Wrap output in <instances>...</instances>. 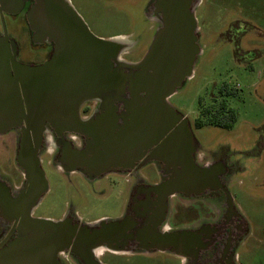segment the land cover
<instances>
[{
    "label": "water",
    "instance_id": "water-1",
    "mask_svg": "<svg viewBox=\"0 0 264 264\" xmlns=\"http://www.w3.org/2000/svg\"><path fill=\"white\" fill-rule=\"evenodd\" d=\"M199 1L148 0L144 17L156 23L155 32L145 54L138 61H127L121 59V53L137 45L139 38L98 37L70 0H34L26 11L32 40L52 43V52L42 63H22L15 59L16 42L10 46L0 36V133L20 128L26 139L29 131L38 141L49 124L58 135H87L85 146L68 147L55 166L62 171L77 170L88 179L115 171L110 165L118 162L125 150L133 158L135 152L177 130L179 120V131L189 137L188 119L168 97L192 75L201 51L195 16ZM88 100L99 101L113 111L125 104L131 112L128 124L118 132L113 121L93 127L78 115L80 105ZM180 142L171 138L163 148L175 150ZM38 164L35 160L26 165L31 172L27 182L45 193L48 182ZM190 177L176 171L152 189L165 197L187 194ZM33 198L37 204L41 196ZM78 220L74 213L57 220L30 217L4 245L0 243V264H60L59 253L67 251L75 261L100 264L95 248L123 252L128 250L127 241L146 240L157 249L182 255L178 240L187 235L185 229L157 232V223H141L130 214L90 224Z\"/></svg>",
    "mask_w": 264,
    "mask_h": 264
},
{
    "label": "rangeland",
    "instance_id": "rangeland-1",
    "mask_svg": "<svg viewBox=\"0 0 264 264\" xmlns=\"http://www.w3.org/2000/svg\"><path fill=\"white\" fill-rule=\"evenodd\" d=\"M89 30L101 38H139L137 45L121 53V59L138 61L147 51L156 23L146 20L148 0H70ZM147 5V7H146ZM146 8V9H145ZM201 51L192 75L168 97V102L191 125L200 150L206 156L221 152L229 163L247 169L233 174L227 182L236 206L245 217L249 231L237 248L238 264H264V0H200L195 9ZM28 40L25 27L20 36ZM43 51L26 50L23 61L38 62ZM25 62V63H26ZM27 64V63H26ZM226 85L232 92L222 94ZM220 96L236 120L229 128L211 124L194 125L200 109L213 104ZM12 131L0 133V167L17 177L12 162ZM78 146L79 141L76 139ZM41 163L48 188L34 208V216L60 219L69 211L81 223L115 219L123 215L128 191L133 181L130 173L108 172L90 180L79 171H62L55 166V152ZM149 183L159 177L150 164L139 170ZM241 178L239 180L238 178ZM167 224L172 228L191 224L206 215L214 203L186 201L173 196ZM102 249H100L101 251ZM104 264H177L179 258L164 251L118 254L105 252ZM65 264H78L70 258Z\"/></svg>",
    "mask_w": 264,
    "mask_h": 264
},
{
    "label": "flooded vegetation",
    "instance_id": "flooded-vegetation-1",
    "mask_svg": "<svg viewBox=\"0 0 264 264\" xmlns=\"http://www.w3.org/2000/svg\"><path fill=\"white\" fill-rule=\"evenodd\" d=\"M33 2L34 0H0V36L5 37L10 46H12L13 41L16 42L15 59L25 63L26 61L22 60L25 49L44 52V57L40 61L26 62L27 64L42 63L49 58L52 52V43H35L32 40L31 31L26 20V11ZM25 27L28 40L24 45L20 36ZM153 29L155 30V27ZM10 72L14 74L12 68H10ZM130 114L131 112L125 104L117 105L113 111L110 106H105L96 100L85 101L78 109L79 117L90 122L93 127L97 128V125L101 126L113 121L117 132L128 124ZM180 126L179 120L176 124L177 130L169 131L150 148L135 152L133 158H130L128 156L129 152L125 150L124 154L118 156V162L110 165V168L115 169L113 172L130 173L133 177L123 214L133 215L141 223H152L153 225L157 223V232H171L176 229L187 230V235L180 237L178 240V250L182 255L157 249L150 245L152 243L150 240L140 243L138 241H127L126 248L128 250L123 252L108 249L100 251V249L95 248L93 251L100 264H104L101 256L107 251L118 254L166 251L179 258L177 264H238L237 248L248 234L249 227L245 217L234 202L227 182L234 173L244 172L247 167L244 168L239 164L229 163L226 156L221 152L205 157L193 132L189 137H186L179 131ZM46 128L41 133L38 141L29 131L26 139L20 128L8 130L14 134L12 162L17 166L19 174L17 175L18 178L13 177L0 167L1 245H4L16 233L21 223L26 222L30 217H35L33 211L37 204H35L33 197L37 194L42 197L44 194L41 192L40 186H31L27 182L26 176L29 173V168L26 165L39 160L38 165L42 168L41 163L44 156L51 155L48 153L50 147L53 148L57 160L68 147H83L88 141L87 135L84 134L64 132L58 135L49 124H46ZM175 137L177 143L181 139L180 146L175 150L172 149V151L168 148L164 149L163 146ZM76 139L79 141L78 146L75 144ZM19 164H22L25 169ZM150 164L155 165L159 173V177L153 183H149L139 172L141 168ZM176 171L186 172L191 176L189 178L190 188H188L187 194L174 193L165 197L152 189V185L159 184L175 175ZM105 174H99L97 177L90 178V180L99 179ZM173 196L186 201L198 199L205 204L212 202L214 203L215 212H212L207 206L206 215H201L191 224L172 228L167 224V220L171 208L170 198ZM72 214L71 211L67 213V215ZM161 217H163V221L158 224ZM196 249H198L197 252ZM69 254V251L59 253L60 264H65L70 260ZM76 262L86 264L83 260Z\"/></svg>",
    "mask_w": 264,
    "mask_h": 264
},
{
    "label": "trees",
    "instance_id": "trees-1",
    "mask_svg": "<svg viewBox=\"0 0 264 264\" xmlns=\"http://www.w3.org/2000/svg\"><path fill=\"white\" fill-rule=\"evenodd\" d=\"M221 92V95H226L232 91L226 85H223ZM235 120L234 111L227 106L226 101L220 96L213 104L200 109L199 116L194 120V125L200 127L204 124H211L221 128H229Z\"/></svg>",
    "mask_w": 264,
    "mask_h": 264
},
{
    "label": "crops",
    "instance_id": "crops-1",
    "mask_svg": "<svg viewBox=\"0 0 264 264\" xmlns=\"http://www.w3.org/2000/svg\"><path fill=\"white\" fill-rule=\"evenodd\" d=\"M238 179L242 181V179L240 177Z\"/></svg>",
    "mask_w": 264,
    "mask_h": 264
}]
</instances>
